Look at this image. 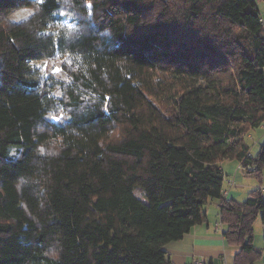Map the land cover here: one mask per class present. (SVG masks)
Returning a JSON list of instances; mask_svg holds the SVG:
<instances>
[{"label": "trees", "instance_id": "1", "mask_svg": "<svg viewBox=\"0 0 264 264\" xmlns=\"http://www.w3.org/2000/svg\"><path fill=\"white\" fill-rule=\"evenodd\" d=\"M263 123L258 0H0V264H170L212 200L253 264L264 191L226 200L221 163L261 176Z\"/></svg>", "mask_w": 264, "mask_h": 264}, {"label": "crops", "instance_id": "2", "mask_svg": "<svg viewBox=\"0 0 264 264\" xmlns=\"http://www.w3.org/2000/svg\"><path fill=\"white\" fill-rule=\"evenodd\" d=\"M259 1L264 0H258L264 23V5ZM252 137L251 132V144ZM259 151L256 154L250 151V155L255 157ZM221 169L224 176L222 194L226 200L244 202L254 190L264 191V171L261 176H256L252 174L255 169L245 170L240 161L234 158L224 160ZM231 181L233 185L230 184ZM226 230L227 226L220 220V201H210L203 209L202 221L181 240L170 242L165 247L170 264H191L194 261H202L205 264H235V256L240 252L241 246L229 244L224 234ZM252 241L260 252L253 264H264V220L261 215L254 224Z\"/></svg>", "mask_w": 264, "mask_h": 264}, {"label": "rangeland", "instance_id": "3", "mask_svg": "<svg viewBox=\"0 0 264 264\" xmlns=\"http://www.w3.org/2000/svg\"><path fill=\"white\" fill-rule=\"evenodd\" d=\"M259 3L261 5H264V2H262V1H259ZM21 12L25 13L26 18H20V19H18L16 21H13L10 18L11 14H13V13L19 14ZM32 12L33 11L31 9H28V8L17 9L13 13H11L8 18H9V20L11 22L19 23V22L24 21L25 19H27L32 14ZM262 13L264 15V10L262 11ZM66 24H68V26L70 28H73L74 26H76V22L70 17L67 19ZM51 66H54V68H55V64H53L51 62H46V63H40L39 64L40 68L42 67L43 70L47 69V71H48V69H50L49 67H51ZM156 79H159V81L155 82V87H157V88H170V85H173V86L175 85V83L172 80H170V79L161 78V77H156ZM252 136L253 137L251 138V141H252L251 152L253 154H256L260 150L262 144H264V123H263V125L260 128L255 129L254 131H252Z\"/></svg>", "mask_w": 264, "mask_h": 264}, {"label": "clouds", "instance_id": "4", "mask_svg": "<svg viewBox=\"0 0 264 264\" xmlns=\"http://www.w3.org/2000/svg\"><path fill=\"white\" fill-rule=\"evenodd\" d=\"M10 18L13 21H16V20H18L20 18H26V15H25V13H22V12L19 13V14L13 13V14H11V17ZM61 27H64V25H61ZM52 63L55 64V65H57V67H55L53 69V71H62V69L59 68V66H58L59 64H62L63 63L62 60H60V61H53ZM83 99H85L86 101H91L92 104H98L99 105V111L100 112H103L105 114L108 113L109 104H108V97H107L106 94L103 97V99H102L101 95H97L95 93H92V94H90L88 96H85V97H83ZM57 118L63 119L64 117H63V115H59V116H54L53 117V119H55V120H57ZM40 154L41 155L47 154L45 152V150L43 149V147H41V149H40ZM12 155H15V152H13ZM19 161H20V157H17L15 162H19ZM16 191L18 193L21 192V185L20 184H17L16 185ZM21 206L25 209V211L33 219V221H35L36 223H39L38 219L35 216H32L31 212L28 211L27 204H22ZM38 206L39 207H43V204H39Z\"/></svg>", "mask_w": 264, "mask_h": 264}, {"label": "built area", "instance_id": "5", "mask_svg": "<svg viewBox=\"0 0 264 264\" xmlns=\"http://www.w3.org/2000/svg\"><path fill=\"white\" fill-rule=\"evenodd\" d=\"M248 169H249V170H254L255 168L249 166ZM230 184L233 185V182L231 181ZM191 264H205V263L202 262V261H194V262H192Z\"/></svg>", "mask_w": 264, "mask_h": 264}]
</instances>
